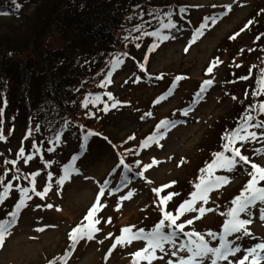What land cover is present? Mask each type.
Masks as SVG:
<instances>
[{"label":"rangeland","instance_id":"1","mask_svg":"<svg viewBox=\"0 0 264 264\" xmlns=\"http://www.w3.org/2000/svg\"><path fill=\"white\" fill-rule=\"evenodd\" d=\"M170 2L173 1L166 0L163 4ZM173 3L190 5L192 9L177 25L166 26V30L158 33L167 39L161 40L160 36L153 38L139 48L141 50L135 53L134 58L124 62L109 85L108 92L113 100L107 97L108 110L104 111L105 106L99 110L102 118L96 124L97 131L107 139L91 140L88 152L84 157H78L76 164L68 169L70 175H66L64 169L68 165L66 161L76 153L74 145L70 143L62 156L50 155L41 138H38L44 159L32 153L29 143H25L22 150L27 111L18 104L21 97L16 98L15 93L8 94L6 98L0 95V132L9 138L7 142L0 140V154L4 153L0 155V167L8 162L3 156L9 155L6 152L9 148L12 152L10 162L22 157L17 165L27 168L34 175L35 187L27 186L26 191L33 188L45 193L43 198L37 193L24 197V202L28 203L21 207L0 246V264H149L143 256L137 257L138 260L134 256L146 247V242L132 240L128 243V238L141 229L145 235L152 232L154 227L151 229V225L163 220L165 213L176 216L181 205L189 204L192 193L199 190L196 186H202L215 176L218 165L209 166L214 164L217 156L211 160L212 155L221 153L219 139L240 118L235 111L247 87L237 81L241 74H246L237 69V63L241 61L238 56L252 58L262 45L256 41L253 32L263 28L264 17L258 15L262 11L257 8H264V0H181ZM32 10L30 8L28 12ZM17 24L18 27H11ZM24 24L1 19L0 33L14 29L25 31ZM197 30L201 33L195 36ZM216 56L221 59L211 61ZM209 67H212L210 74L207 72ZM251 74L254 75V72L246 77L249 81L252 80ZM177 78L180 80L167 93ZM208 79L213 81L212 85L198 103L193 102L203 82ZM230 79L235 84L230 83ZM255 86V83H249V89ZM257 99L261 101L258 107L262 116L260 106L264 105V89ZM113 101L119 102L116 108L111 107ZM184 112L187 114L184 115ZM14 116L17 117L15 120ZM165 120L172 123L167 129H160L163 136L159 138L156 128ZM8 127L12 131H8ZM27 128L30 129V126L27 125ZM255 133L256 138L249 137L244 141L233 139L231 143L249 159V164L241 162L232 171L219 166L220 171L227 175V187L205 198L207 202L203 199L201 203H194L191 210L186 206L179 215L186 222L193 221L186 224L188 230L202 231L205 238L217 241V235L210 236L209 233H214L216 226L219 225V229L228 218L233 199L238 197L236 195L244 179L249 176L251 164L264 167V133L259 130ZM150 135L158 139L142 144ZM232 136L231 131L227 137ZM130 152L133 154L130 155ZM25 154L35 158L23 160ZM124 154L126 159H131V163H137L133 166L136 176L129 185L120 189L122 193H111L121 176L120 171H116L100 198L97 211L90 220H86L107 174ZM145 166H148L147 169ZM76 171L79 175L75 174ZM62 177L64 183L61 186L57 182ZM25 184L30 183L25 181ZM156 189L161 190L157 193ZM129 192L133 193L131 199L123 200L122 197ZM201 208L205 211L200 212ZM7 210H1L0 215ZM246 218L251 219L252 224L247 229L251 235L235 244L241 251L236 257L230 256L226 264L246 254L244 250L264 243V220L260 219V210L256 208ZM97 220L100 222L96 223ZM82 222H94L98 231L93 232V239L84 236L74 244L69 233ZM124 228H130L131 232L122 233ZM171 229L168 227L162 231L168 234ZM172 236L171 242L164 244L163 252L157 250L154 253L151 264H168V261L178 264L181 258H187L186 249L182 253L179 251L182 236ZM118 238L120 243H116ZM247 264H251V257ZM260 264H264V260Z\"/></svg>","mask_w":264,"mask_h":264},{"label":"trees","instance_id":"2","mask_svg":"<svg viewBox=\"0 0 264 264\" xmlns=\"http://www.w3.org/2000/svg\"><path fill=\"white\" fill-rule=\"evenodd\" d=\"M164 1L0 0V20L25 22V31L14 29L20 37L14 30L0 33V95L21 97L18 104L27 111L26 140L39 135L46 148L53 145L62 154L69 141L79 149L85 137L94 136L89 132L99 133L98 111L106 104L103 94L111 84L107 75L113 65L134 58L154 31L175 22L179 4L173 2L181 0ZM257 10L264 17V8ZM262 27L254 36L264 34ZM244 106V101L237 105V115ZM16 115L14 120H19ZM0 135L2 141L9 140ZM121 159L132 164L125 154ZM8 164L0 167V182L21 175Z\"/></svg>","mask_w":264,"mask_h":264},{"label":"snow or ice","instance_id":"3","mask_svg":"<svg viewBox=\"0 0 264 264\" xmlns=\"http://www.w3.org/2000/svg\"><path fill=\"white\" fill-rule=\"evenodd\" d=\"M13 3H16V0H13ZM16 7L19 8L20 6L16 4ZM214 22V18H213ZM199 34V32L197 33ZM156 35V34H153ZM234 38V37H232ZM159 39L164 40L167 39V37L160 36ZM195 41H193L194 43ZM114 66V65H113ZM207 72L210 74L212 72V67H209ZM180 79V78H177ZM213 81L211 79L205 80L203 85L200 88V91L194 96L193 102L198 103L199 98L202 96L204 92L207 91V88L211 86ZM102 86V85H101ZM109 100H113V97L111 94H108ZM235 99V97H233ZM96 101L100 100V97L97 96L95 98ZM118 101H113L111 104L112 108H116L118 106ZM87 106V105H85ZM261 110L264 112V105H261ZM108 110V105H105L104 111ZM184 115L187 114V112L183 113ZM145 115L150 116L151 113H146ZM247 120H251V117H247ZM172 122L170 121H161L159 125H157L156 131L159 133V138H162L163 133H160L161 128L167 129L169 125ZM257 127L264 129V123H261L260 125H257ZM246 133V135H240V132ZM92 135H99L98 133H88V136ZM257 134L255 132L248 133L247 126L242 127L239 131H237L232 137H227L229 140V144L232 143L233 139H238L240 141H244L251 138H256ZM87 137H85L86 139ZM104 139H107L106 137ZM130 139H132L130 137ZM158 137L154 135H150L146 138L145 141L142 142V144L150 143L154 140H157ZM83 147V145H82ZM226 150H231L229 148V145H225ZM238 157V159H237ZM78 158V156L73 157V161H75ZM243 163L245 165L249 164V159L242 155L240 153L239 149H236L232 152V156L224 157L222 154H217V160L214 161L213 165H210L209 167H213L216 165H221L223 167H226L228 171H232L235 168L239 166L240 163ZM155 163V161H154ZM119 165H123L124 169L127 171H131V169L124 163V160L121 159L119 162ZM118 165V167H119ZM70 167H73L72 165L65 166V173L66 175H70L68 169ZM148 166H145V169H147ZM74 170V169H73ZM76 175H79V172H75ZM249 176L251 179L249 180L248 184L245 186L244 192L241 193L239 197L236 198L232 203L235 205L233 209L229 212L230 219L226 221V223L223 225L225 236H222L221 243L217 247H209L208 244L204 241V238L200 236L198 233H191V236H196V241H191L190 244L192 246H189L187 248V252L189 253L188 257L186 259L181 258L178 262V264H205L206 260H210L211 264H218V261L220 260H227L228 257H236V254L241 251V248L239 245H234L233 241H229L226 239V236L239 233L243 236H250L251 233L247 230V225L251 223V219H240L239 214L247 212L251 207H254L259 204H264V187H256V185L260 181H264V167H260L256 165L255 163L251 164V169L249 171ZM143 178V177H142ZM49 179H51V174H49ZM125 182L127 181V177L123 178ZM150 182V181H149ZM228 179L226 177H217L214 181L208 182L204 184V186L201 188L200 185H197L196 187L199 189L198 193H195L194 195H199L201 199H205L207 194L217 188L220 185L228 183ZM57 183H59L61 186L64 183V178L62 177ZM203 183V181H202ZM109 184L108 180L104 181V185L100 187L99 193L96 197V203L93 204V206L89 209L87 216L85 217L86 220H90L93 216V214L97 211V205L100 203V198L105 194V189L107 185ZM120 185H116V188H119ZM161 189H156L157 193ZM26 191V190H25ZM115 191V189H113ZM45 193H37V195L41 196L43 198ZM133 193L129 192L126 196L122 197L123 200L131 199ZM170 199V196H169ZM163 202V201H162ZM205 202L206 199H205ZM26 206L25 202L21 200L18 207ZM188 207L189 210H191V205L186 202V205H181L180 211L177 213L176 216H173L170 213L164 214V219L161 220L156 227L153 229L152 232L148 234H144L143 229L139 230L138 233H133L128 238V243H130L132 240H144L146 242V247L141 249V251H138L134 253L135 257H141L143 256L145 259L148 260L149 264H151V259L153 258L154 253H156L157 250L163 252L164 251V244L167 242H171L173 239L172 235L166 234L162 229L165 227L164 221H168L167 227H174L179 230H183L184 224H176V220L179 218V215L183 212L185 207ZM49 208H51V205H48ZM59 210V209H57ZM210 210V209H209ZM200 212H204L205 209L201 208L199 209ZM13 219H15L16 214H12ZM260 219L264 220V208L260 209ZM100 221L97 220L96 223H99ZM111 221L109 220V223ZM188 224H192L193 221L189 220L187 221ZM42 230V229H41ZM98 231V229L96 230ZM7 232V226L5 224L0 223V246L3 245V241L5 239V233ZM130 228H124L122 229V233H130ZM210 236H215L214 233H209ZM85 234L83 233V230L80 227H77L73 229L71 233H69V238L72 240V242L75 244L79 240L84 239ZM87 239L91 240L93 239V235L91 232L87 233ZM236 239H240V236H237ZM116 243H120V239L118 238ZM184 249V245H181V250ZM246 254H244L242 257L236 258L234 261H229V264H247L249 261V258L251 257V264H260V261L264 260V255H260V253L264 252V243L257 244L254 247L248 248L244 250ZM160 259H163L162 257ZM168 264H172L171 261H168Z\"/></svg>","mask_w":264,"mask_h":264}]
</instances>
